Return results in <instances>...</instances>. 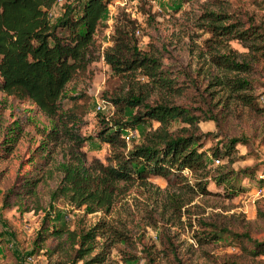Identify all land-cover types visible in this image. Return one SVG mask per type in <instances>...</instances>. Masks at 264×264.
I'll return each mask as SVG.
<instances>
[{"label":"trees","instance_id":"trees-1","mask_svg":"<svg viewBox=\"0 0 264 264\" xmlns=\"http://www.w3.org/2000/svg\"><path fill=\"white\" fill-rule=\"evenodd\" d=\"M54 2L0 0V92L31 102L48 119V124L41 128L42 140L38 145L40 168L34 174H17L16 182L4 192L2 200V205L8 206L10 194L14 193L18 206L23 208L24 196H36L37 205L25 207L44 209L36 249L43 248L41 244L47 236L55 235L61 240L66 260L73 264L79 260L82 264L102 263L112 248L118 251L123 264H140V257L144 258L143 264H159L152 249L154 243H142V256L119 245L134 246L140 238L137 229L141 223L135 220L134 209L129 205L118 211L120 206L129 204L126 197L134 185L143 187L154 202L151 208H145L147 221L143 224L157 229L165 254L171 253L179 264L185 261L168 232L169 227L186 223L191 227L193 220L196 227L191 247L201 248L227 234L235 236L242 249L264 264V237H254L248 229L235 231L221 222L216 212L206 213L199 202L190 204L195 196L220 194L209 188L210 181L230 193L237 189L242 174L253 175L252 167L231 166L236 158V144H245L246 139L232 135L220 146L203 148L207 132L202 131L199 123L213 120L219 124L218 114L209 105L194 107L172 97L174 90L181 92L175 85L176 78L168 76L169 70L163 66L157 48L138 46L135 19L126 14L117 17L110 34L112 43L106 46L96 43L94 34L109 0L65 1L62 13L51 18L48 11ZM205 16L210 32L205 47L212 66L206 70L209 73L205 77L206 88L217 86L214 90L226 94V104L230 100L250 105L253 86L247 73L253 63L264 59V26L252 21L247 25L236 23L225 12L210 11ZM232 38L247 48L242 59L229 46L223 45L226 48L221 49L225 40ZM97 58H102L126 84L125 90L104 98L114 111L109 116H98L104 125L97 136L109 145L104 159L89 157L83 149L88 139L83 131L87 111L82 100L84 94L70 95V106L62 104L68 82L88 70ZM130 108L133 111L127 117ZM175 120L184 124L173 128L171 123ZM146 121L156 125L144 128ZM139 126L140 139L128 145L123 132L137 130ZM19 128L20 125L16 130ZM16 134L15 131L17 138ZM207 152L211 160L214 157L219 161V156H223L227 162L210 164ZM56 154H60V159ZM51 162L54 166L43 170ZM53 170L60 175L56 185L48 190L46 207L37 199V186ZM152 176L162 177L166 187L162 190L156 186L150 180ZM58 199L72 208H82L84 213L100 211L102 215L86 227L70 228L64 219L66 213L54 206ZM192 205L200 208L193 212L195 215L190 211ZM51 210H54L52 220L62 219L63 224L48 223ZM256 211L264 218L261 206ZM121 213L131 216L132 223ZM227 256L225 264H244L236 256Z\"/></svg>","mask_w":264,"mask_h":264},{"label":"rangeland","instance_id":"rangeland-1","mask_svg":"<svg viewBox=\"0 0 264 264\" xmlns=\"http://www.w3.org/2000/svg\"><path fill=\"white\" fill-rule=\"evenodd\" d=\"M64 4H55L52 7L51 18L62 13ZM210 11L228 13L230 20L239 24L247 25L252 21L255 25L264 26V0H109L94 37L98 45H109L112 43L110 34L117 17L126 14L135 19L138 27L135 30L138 46L142 49L157 48L161 53L163 66L169 70L168 76L176 78L175 85L180 87L181 92L174 90L172 97L194 107L206 108L209 105L218 114L219 124L213 120L199 123L202 131L207 132L203 137V148L220 146L232 135H241L246 139L245 144L241 142L236 144V158L231 166L235 169L252 167L253 175L242 174L237 189L230 193L210 181L209 188L220 194L195 196L190 204L199 202L205 207L206 213L216 212L221 222L228 224L233 230L240 232L248 229L252 236L263 238L264 218L257 215L256 209L258 206L264 209V59L253 63L247 73L253 86L251 90L253 101L250 105L230 100L226 104V94L222 91L216 92L214 89L217 86L206 88L205 77L209 74L206 70L212 68L205 47V39L210 35L205 15ZM61 32L64 33V30ZM225 42L226 45L225 43L221 45L222 50L226 48H223V45L229 46L238 59L245 56L247 48L240 40L232 38ZM122 89H126L123 79L114 74L102 58L92 61L88 70L79 72L66 86V94L62 98L65 107L72 104L70 95L84 94L82 100L86 102L87 111L84 115L83 131L88 135V139L83 149L89 157L97 156L104 159L109 152V145L97 136L98 130L104 125L98 116H109L114 108L108 103L98 108L97 103ZM132 111L133 109H128L125 115L129 117ZM47 124L48 119L36 110L34 104L0 92V264H73L66 260L61 240L55 235L47 236L41 244L43 248L36 249V236L42 224L44 209L25 208L37 205L36 196H24L22 208L16 202V195L11 193L8 206L2 205L3 194L16 182L17 174L22 176L34 174L40 168L42 158L39 156L41 149L38 145L42 140L41 128ZM151 124L156 125L153 121L151 123L146 121L142 127L148 128ZM183 124L182 121L175 120L171 126L176 128ZM19 125L20 128L16 130ZM140 129L141 126L137 128L138 133ZM123 134L127 132L124 131ZM140 136L139 133V136L131 137L128 145L138 141ZM59 157L60 154H56V158L60 159ZM219 157L218 162L214 157L211 160L207 152L210 164L212 161L213 165L227 162L226 157ZM53 166L52 162L48 163L43 170L47 171ZM59 175L57 170H53L51 176H44L38 183L37 199L40 205L47 207L48 190L56 185ZM150 180L162 190L166 187V181L162 177L152 176ZM260 187L263 191L257 193ZM140 191H144V188L133 185L126 197L129 204L120 206L118 210L124 211L129 205L130 209H134L135 220L139 219L141 223L138 229L135 228L140 233V238L134 246H125L122 243L119 245L142 256L144 254L142 243L148 245L154 243L152 249L158 255L159 264H179L171 253L165 254L158 240L157 229L143 224L147 219L145 208H151L154 202L152 197L148 198L147 191ZM54 206L66 213L64 219L66 226L70 228L86 227L102 215L100 211L84 213L82 208H72L62 199L54 201ZM199 210L200 208L194 205L190 208L192 213ZM53 214L54 210H51V220L48 223L52 224L54 221L58 225L63 224L62 219L52 220ZM121 217L129 224L132 223L131 216L121 213ZM195 223L193 220L191 227L187 223L171 225L168 231L174 237L179 255L185 264H225L226 259H229L227 255L236 256L244 264H261L242 249L235 236L227 234L226 237L201 248L191 247ZM248 245L249 243L247 247ZM29 256L31 257L28 258ZM139 263H144L143 257H140ZM75 264H82V261L79 260ZM99 264L123 262L118 251L112 248L108 259Z\"/></svg>","mask_w":264,"mask_h":264},{"label":"built area","instance_id":"built-area-1","mask_svg":"<svg viewBox=\"0 0 264 264\" xmlns=\"http://www.w3.org/2000/svg\"><path fill=\"white\" fill-rule=\"evenodd\" d=\"M65 1H72V0H55L53 6H54L55 4L62 5ZM53 6H52V7H53ZM52 7H51V8L49 9V11H48L49 16H52V14H53ZM105 103L110 104L107 100L102 99L100 102L97 103V107H98V108H101V107H103V106L105 105ZM110 106L113 107L112 104H110ZM126 132H127V134H124V137H125V139H126L127 141H128L131 137H135V136L138 135V132H137L136 129H126ZM215 161L218 162V159H215ZM262 191H263V188H262V187H260V188L257 189V193H261ZM30 257H31V256H29L28 258H30Z\"/></svg>","mask_w":264,"mask_h":264}]
</instances>
